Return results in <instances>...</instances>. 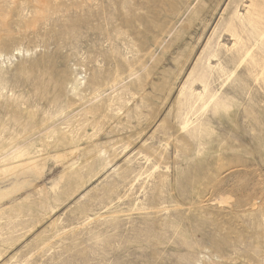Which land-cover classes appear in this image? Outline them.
Listing matches in <instances>:
<instances>
[{"label":"rangeland","instance_id":"rangeland-1","mask_svg":"<svg viewBox=\"0 0 264 264\" xmlns=\"http://www.w3.org/2000/svg\"><path fill=\"white\" fill-rule=\"evenodd\" d=\"M0 264H264V0H0Z\"/></svg>","mask_w":264,"mask_h":264}]
</instances>
